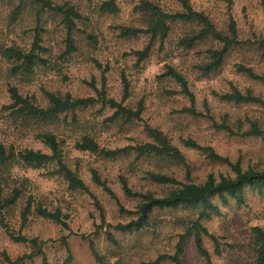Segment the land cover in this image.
<instances>
[{
    "label": "rangeland",
    "instance_id": "obj_1",
    "mask_svg": "<svg viewBox=\"0 0 264 264\" xmlns=\"http://www.w3.org/2000/svg\"><path fill=\"white\" fill-rule=\"evenodd\" d=\"M50 1L56 5L70 4L81 14L73 34L76 50L71 54L67 53V29L61 15L41 11V4L36 0H0V47L27 53L39 36L44 48L39 54L44 63H39L32 72H25L20 62L8 60L0 54V145L50 154L40 135H55L61 142L64 161L77 172L92 195L71 190L62 176L54 174L55 164L42 169L16 168L13 174L27 179V187L18 204L4 212L6 220L16 234L38 239L43 244L48 264H67L68 250L72 254V262L68 264H101L93 256L90 242L94 243L105 264H148L159 256L172 255L179 236L187 230L189 222L198 217V211L156 209L148 227L140 232L121 233L114 226L136 218L121 212V207L135 211L138 202L125 196L120 176L128 179L134 191L166 195L172 188L152 184L146 179L147 172L163 173L183 183L204 182L209 174L230 175L227 166L211 162L199 151L186 147L183 140L187 139L211 147L233 162L240 161L245 169L264 167V137L230 135L216 129L206 117L209 114L218 124L226 122L235 131L243 126L241 132L249 128V120L264 125V106L229 103L220 98L235 86L243 92L252 90L264 100V84L237 71L239 65H244L264 75V58L256 44L264 40L261 0H234L231 9L220 0H188L195 11L207 16L224 35L230 34L232 17L236 22L238 40L246 43L231 48L222 69L210 76H204L200 66L210 61L209 50L221 49L223 44L209 37L192 49L180 45L184 38L201 30L197 23L172 22L164 49L161 50L159 41H156L150 57L138 65L136 52L149 44L150 36L141 34L122 38L117 27L147 28V19L135 11L139 0H116L120 9L117 14L100 11L107 0ZM151 1L168 13L183 11L179 0ZM20 6L22 10L17 13ZM168 66L186 78L195 95V108L203 116L194 117L181 112L190 107L188 98L171 95L172 91H180L179 85L170 79L159 78ZM123 74L130 83V95L124 106L137 111L142 105L141 121L123 118L111 121L115 110L103 107L101 103L62 114L49 122L15 117L10 110L4 109L12 104L11 88H16L24 97L33 98L37 106L47 108L49 102L45 91L61 97L66 94L74 98L97 97L93 86L101 90L104 83L108 97L121 102ZM146 126L162 131L172 145L180 149L188 162L190 177L183 165L167 158L138 159L136 153H131L110 160L76 149V144L84 137H91L106 149L150 142ZM92 170L98 171L107 181L118 201L92 181ZM30 196L35 205L53 212L60 211L67 227L36 214H31L23 223L22 211ZM108 225L112 226L109 231L116 243L108 240ZM203 225L220 243L221 255L218 256L214 242L203 237L213 264H254L256 237L253 229L258 227L264 231V192L248 189L243 205L230 200L227 206H221L220 216L204 220ZM32 251L29 244L13 241L0 228V264H8L7 258L16 260ZM25 264L44 262L42 257H36ZM183 264H204L194 239L187 243Z\"/></svg>",
    "mask_w": 264,
    "mask_h": 264
},
{
    "label": "trees",
    "instance_id": "obj_2",
    "mask_svg": "<svg viewBox=\"0 0 264 264\" xmlns=\"http://www.w3.org/2000/svg\"><path fill=\"white\" fill-rule=\"evenodd\" d=\"M36 1L41 4V11L52 12L63 17V23L67 29V53L71 54L74 52L76 48L73 34L77 28L76 22L81 19V14L70 4L56 5L50 0ZM179 1L182 4L183 11L172 14L165 12L160 6L151 0H139V4L135 7V11L147 19V28L119 26L117 29L120 30V36L122 38L137 37L141 34L150 36L149 44L143 50L136 52V55L138 56L137 64L140 65L150 57L156 41H159L160 49H164L165 41L171 30L170 24L172 22L197 23L201 26V30L192 36L184 38L182 42H180V45L185 49H192L196 44L209 37L219 41V43L223 44V47L221 49L209 50L207 54L209 55L210 61L207 64L200 66V71L204 76H210L219 72L222 69L231 48L246 44L238 40L236 22L231 17L229 26L230 34L224 35L218 31L207 16L195 11L188 0ZM220 1L226 2L229 9H231L234 4V0ZM261 4L264 7V0H261ZM21 10L22 7H18L17 13ZM100 11L102 13L117 14L120 9L116 0H107L101 5ZM40 42V38L37 36L33 48L27 53L16 48L2 49L0 47V54L8 60L20 62L22 64L21 67H23L25 72H32L39 63H44L39 55L44 51ZM256 44L261 50V55L264 58V40L256 42ZM237 71L243 73L251 80L259 81L264 84V75L257 74L253 68L239 65ZM159 78L170 79L179 85L180 91H172L170 92L171 95L179 94L188 98L190 107L183 109L181 111L182 113H187L194 117L203 116V114L197 112L195 108V95L191 91L188 81L181 73L173 67L168 66L166 71L159 76ZM122 80L124 94L121 102L108 97L104 83L101 90L93 86L97 97L74 98L71 94H66V96L61 97L45 91V96L49 102L47 108L37 106L33 98L24 97L16 88H11L10 95L12 104L4 107V109L10 110L11 115L15 117H21L26 120L49 122L58 119L62 114L87 109L97 103H101L103 107H110L115 110L114 115L111 117V121L119 118H123L127 121H141V115L143 112L142 105L137 111H133L124 106V102L130 95V83L124 74ZM220 98L229 103L264 106V100L256 96L252 90L243 92L235 86H231V91L221 95ZM206 117L212 121L213 126L216 129L225 131L230 135L258 138L264 137V125H261L257 121L249 120V128L241 132L243 126H239V129L235 131L226 122L218 124L209 114H206ZM145 131L151 138L150 142L130 145L124 148L106 149L102 148L91 137H84L81 142L76 144V149L81 152L98 154L103 158L110 160L127 156L131 153H136L138 159L147 157L167 158L176 164L183 165L187 169L188 177H190L188 162L180 149L172 145L171 140L159 129L146 126ZM40 138L50 149V154L32 149L15 150L13 146L6 147L5 145H0V228L5 230L7 235L13 241L29 244L33 249L32 253L16 260L7 258L6 261L8 264H25L27 260L32 261L36 257H42L44 264H48L46 254L43 250V244L39 242L38 239H29L21 234H16L6 220L4 212L18 204L23 198L27 187V179L19 178L13 174V171L16 168L42 169L50 164H55L57 168L54 174L62 176L71 190H81L91 194L86 183L79 177L77 172L71 169L64 161L61 142L57 137L53 134H43L40 135ZM183 144L188 148L199 151L211 162L227 166L230 170V175L209 174L204 182L195 183L189 181L183 183L163 173L152 171L147 172L146 179L152 184L172 188L166 195H157L153 192L142 193L134 191L130 187L128 179L123 175L120 176V184L125 196L129 199L137 200L138 202L135 211H128L121 207V212L136 217L127 224H118L117 226H114V229L121 233L140 232L148 227L150 218L156 209L185 208L198 211V217L195 220H191L187 230L179 236L175 253L172 255L159 256L155 261L148 264H163L165 262H170L171 264H183L186 246L190 239H194L196 249L204 260V264H213L212 255L205 247L203 237H209L214 242L215 254L218 256L221 255L220 243L218 239L203 225V221L209 220L213 216H220L221 206H227L230 200H234L238 205H243L245 202V194L248 189L257 190L260 193L264 192V167L250 166L245 169L240 161L233 162L228 157H224L217 153L213 148L201 146L192 139L183 140ZM92 181L97 186L102 187L111 198L118 201L116 194L108 186L107 181L103 180L96 170H92ZM215 200L220 201V204H217ZM31 214H36L39 217L52 220L67 227L60 211L53 212L41 205H35L32 196L29 197L26 207L22 211L23 223L28 221ZM111 227V225L107 226L108 230L106 233L108 240L112 243H116L113 234L109 231ZM253 232L256 237L254 264H264V231L256 227L253 229ZM64 242L68 247L65 239ZM90 248L95 259L101 264H105L104 260L96 251L93 242H90ZM68 251L69 257L66 261L67 264L72 262L71 251Z\"/></svg>",
    "mask_w": 264,
    "mask_h": 264
}]
</instances>
